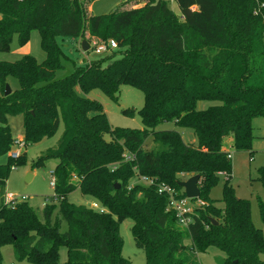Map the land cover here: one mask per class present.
Instances as JSON below:
<instances>
[{
    "label": "trees",
    "instance_id": "16d2710c",
    "mask_svg": "<svg viewBox=\"0 0 264 264\" xmlns=\"http://www.w3.org/2000/svg\"><path fill=\"white\" fill-rule=\"evenodd\" d=\"M173 1L178 15L165 0H148L87 16L78 0H0V52L13 36L23 47L37 31L45 54L40 64L28 55L0 62V155L15 140L9 116L21 115L26 146L52 137L62 124L57 145L34 163L57 162L54 195L41 218L23 202L4 203L11 168L25 157L7 156L0 165V249L10 246L16 262L61 264L64 248L62 264H130L119 235V224L130 219L146 264H197L195 255L209 247L225 255L222 264H264V236L251 222L249 202L237 199L228 183L231 162L223 149L231 138L236 152L251 153L252 122L264 117V0ZM83 36L87 43L113 40L117 49L57 79L67 59L57 39ZM8 78L18 88L4 97ZM119 86L142 93L141 129L112 127L102 105L88 97L98 90L115 102ZM200 102L213 104L198 110ZM164 123L189 128L196 144L184 143L175 130H158ZM148 138L152 149L144 150ZM125 154L134 158L124 161ZM221 174L226 182L217 207L208 195ZM193 176L203 204L181 228L158 189L183 198L178 184ZM138 177L151 184L131 186ZM256 180L264 189V167ZM75 190L104 213L69 203ZM258 211L264 224V202Z\"/></svg>",
    "mask_w": 264,
    "mask_h": 264
},
{
    "label": "rangeland",
    "instance_id": "374dc122",
    "mask_svg": "<svg viewBox=\"0 0 264 264\" xmlns=\"http://www.w3.org/2000/svg\"><path fill=\"white\" fill-rule=\"evenodd\" d=\"M86 7L87 16L107 15L116 10H129L143 6L148 0H78ZM169 9L176 15L179 14L176 3L173 0H165ZM81 41H87L83 36L80 38H58L57 43L62 48L63 54L67 59L62 60L63 69L57 71L56 78L61 79L73 71V65L76 67H83L93 60L106 58L112 52L104 55H95L92 51L83 53L80 49ZM90 44V40L88 42ZM28 55L35 59L37 63H42L45 60V54L41 50L39 33L32 31L29 36L27 44L20 47L16 36H13L9 49L6 52H0V62L14 63L20 60L23 56ZM119 58L117 55L115 59ZM6 85L11 91L18 88V83L14 78H8L5 81ZM0 89V96H1ZM115 102L111 101L102 92L92 91L88 97L97 100L103 107V111L109 124L117 128L141 129L142 124L137 111L143 105L142 93L129 86H119L115 94ZM210 102H200L197 104L198 110H203L207 106L212 105ZM123 110H131L132 115L127 116L123 114ZM12 137L22 139V118L21 115L9 116L7 118ZM158 130H175L186 144H196V138L189 128L177 127L171 123H164L157 128ZM62 124L56 133L36 144H29L21 151L20 155L25 157L24 165L11 168L10 174L5 185V194L13 195L17 202H23L30 207L39 218L42 215V209L49 204L50 198L54 195L53 188L50 186L52 179V172L55 168V160H45L43 163L34 166V163L44 153L53 149L61 136ZM252 146L251 153L236 152L233 150L230 153L231 171L229 174V185L233 188L234 195L237 199H243L249 202L250 217L253 226L262 231L264 236V224L261 222L258 201L264 202V189L256 180L257 170L264 167V117L255 118L252 122ZM108 139V138H107ZM144 150L152 149L151 138H148L143 146ZM12 150V148H11ZM10 150V151H11ZM228 152V151H227ZM7 155H0V165L6 164ZM186 179H183L185 181ZM226 182L224 174L219 175L218 183L209 192V198L215 202L217 207H222L220 199L222 197V187ZM134 184L144 185L140 183L138 178L131 181V186ZM68 202L74 205H84L91 209V204L94 203L87 197L81 195L78 190L71 192L68 197ZM132 221L125 219L119 224V235L123 242L121 251L122 257L130 264H146L145 254L142 250L136 248L130 228ZM2 256V264H30L28 262H16L12 256V249L10 246H5L0 249ZM60 263L66 260V250L61 248L59 250ZM225 255L215 249L209 247L204 253L195 255L194 261L197 264H222ZM260 260L264 262V255L259 256Z\"/></svg>",
    "mask_w": 264,
    "mask_h": 264
},
{
    "label": "built area",
    "instance_id": "2783aa9c",
    "mask_svg": "<svg viewBox=\"0 0 264 264\" xmlns=\"http://www.w3.org/2000/svg\"><path fill=\"white\" fill-rule=\"evenodd\" d=\"M89 46V51H92L93 54L99 56L104 55L109 52H113L117 49V45L113 40H107L104 42H100L97 39H91ZM25 142L22 139H16L12 143V150L9 152V156L11 159H16L20 156L21 151L25 148ZM228 158H230V153H228ZM124 161H131L134 156L125 154L123 156ZM140 183L143 182L145 186L151 184L150 181H147L143 178H139ZM50 186L53 188L54 182L53 177L50 181ZM159 193H166L169 203L168 210L171 211L176 218L177 225L181 228H186L191 223V215L196 207L201 206L203 203L199 199H187L186 197L178 198L176 196L175 191L172 189H168L166 187H160L158 189ZM184 193V192H183ZM185 196V195H184ZM4 203L14 205L17 202L13 195L5 194L4 195ZM91 209L97 211L99 213H104V209H102L97 203L91 204Z\"/></svg>",
    "mask_w": 264,
    "mask_h": 264
},
{
    "label": "water",
    "instance_id": "95a60500",
    "mask_svg": "<svg viewBox=\"0 0 264 264\" xmlns=\"http://www.w3.org/2000/svg\"><path fill=\"white\" fill-rule=\"evenodd\" d=\"M80 49L83 53H86L89 50V46L87 41H81L80 43ZM11 93V90L7 85L4 87V93L3 96L6 97ZM198 176H193L187 179L185 182H181L178 185L183 189L184 195L187 199H198L200 195V191L198 189ZM114 190L119 189V185L115 184L113 186ZM213 225H216L214 221H212Z\"/></svg>",
    "mask_w": 264,
    "mask_h": 264
},
{
    "label": "crops",
    "instance_id": "0c3cea01",
    "mask_svg": "<svg viewBox=\"0 0 264 264\" xmlns=\"http://www.w3.org/2000/svg\"><path fill=\"white\" fill-rule=\"evenodd\" d=\"M21 139V138H20ZM184 142V141H183ZM185 143V142H184ZM194 144V143H193ZM233 146V140L231 138L227 139L225 142H224V145H223V149L225 151H228L229 153H231L234 149L232 148ZM231 151V152H230Z\"/></svg>",
    "mask_w": 264,
    "mask_h": 264
}]
</instances>
